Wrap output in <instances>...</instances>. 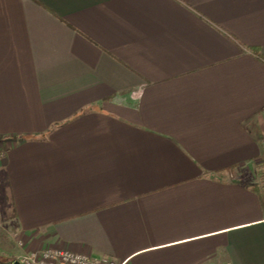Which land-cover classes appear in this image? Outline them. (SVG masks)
I'll return each mask as SVG.
<instances>
[{"label": "crops", "instance_id": "crops-1", "mask_svg": "<svg viewBox=\"0 0 264 264\" xmlns=\"http://www.w3.org/2000/svg\"><path fill=\"white\" fill-rule=\"evenodd\" d=\"M0 137L5 256L264 264V0H0Z\"/></svg>", "mask_w": 264, "mask_h": 264}, {"label": "built area", "instance_id": "built-area-1", "mask_svg": "<svg viewBox=\"0 0 264 264\" xmlns=\"http://www.w3.org/2000/svg\"><path fill=\"white\" fill-rule=\"evenodd\" d=\"M257 163L260 166L259 171L264 185V140L262 154ZM16 260L20 264H128L126 259L117 260L106 256H90L54 248L27 251L19 255Z\"/></svg>", "mask_w": 264, "mask_h": 264}, {"label": "rangeland", "instance_id": "rangeland-1", "mask_svg": "<svg viewBox=\"0 0 264 264\" xmlns=\"http://www.w3.org/2000/svg\"><path fill=\"white\" fill-rule=\"evenodd\" d=\"M13 223H14L13 211L8 199L7 191L3 184V173L1 170L0 171V257L1 258H9L10 256H5L4 252H6V248L10 249L12 246L15 245L13 243V241H15L14 240L15 237L13 233L15 232V230L12 228ZM0 263H4V262H0Z\"/></svg>", "mask_w": 264, "mask_h": 264}, {"label": "trees", "instance_id": "trees-1", "mask_svg": "<svg viewBox=\"0 0 264 264\" xmlns=\"http://www.w3.org/2000/svg\"><path fill=\"white\" fill-rule=\"evenodd\" d=\"M5 138L6 137H0V141H3V140H5ZM8 138H10V139H14V138H16V136H8ZM3 260V261H2ZM15 259H13V258H1L0 257V262H4V263H7V264H11L13 261H14Z\"/></svg>", "mask_w": 264, "mask_h": 264}, {"label": "water", "instance_id": "water-1", "mask_svg": "<svg viewBox=\"0 0 264 264\" xmlns=\"http://www.w3.org/2000/svg\"><path fill=\"white\" fill-rule=\"evenodd\" d=\"M11 264H20L18 260H14Z\"/></svg>", "mask_w": 264, "mask_h": 264}]
</instances>
